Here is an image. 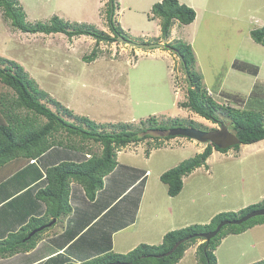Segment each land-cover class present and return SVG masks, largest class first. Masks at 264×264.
I'll use <instances>...</instances> for the list:
<instances>
[{"label":"rangeland","instance_id":"1","mask_svg":"<svg viewBox=\"0 0 264 264\" xmlns=\"http://www.w3.org/2000/svg\"><path fill=\"white\" fill-rule=\"evenodd\" d=\"M17 1L28 22H48L58 16L72 24L110 33L107 16L111 12L107 0ZM159 1L117 0L113 20L122 28L125 38L140 44L170 41L190 44L195 55V69L207 92L216 101L239 108L264 109V46L250 36L253 28L264 25V0H178L192 7L196 18L190 24L176 22L167 39L160 36V19L149 18L152 5ZM94 48L97 57L89 61L86 57ZM0 56L19 63L36 85L61 107L70 109L74 116L89 117L100 126L99 129L117 130L122 124L130 129L144 128L150 125L151 117L165 125L179 118L182 120L180 127L202 131L220 128L180 106L186 99V75L177 53L164 47H133L118 38L96 44L86 35L69 38L62 33H25L14 28L0 9ZM234 64L244 68H250L249 64L257 65V82L252 81L251 73L238 70ZM0 94L8 98L13 96V91L0 81ZM49 106L56 109L52 103ZM19 113L24 116L26 111ZM65 118L72 120L66 114ZM220 118L233 132L229 118L223 115ZM36 121V125H40L45 118L38 117ZM151 133L162 136L167 132ZM155 142L159 144L155 145ZM258 142L251 143L255 144L252 146L241 145L238 151L233 148L226 152L214 151L205 165L183 177L184 194L180 196V203L170 200L167 186L159 177L164 171L202 152L205 143L175 136L169 139L159 137L156 141L148 138L120 148L116 153L118 171H128V166L137 174L149 170L146 185L150 191L146 192V198L149 200L151 196L155 204L143 201L136 224L125 229V234L113 235V240L116 243L128 241V231H134L133 242H150L152 239L145 235L150 228L146 225L147 219L152 224L167 219L170 216L167 206L173 208L176 220L181 214L191 215L187 224L191 225L207 223L213 212H239L251 204L263 205L264 141ZM88 147L93 153L100 152L97 144L91 143ZM52 156L57 163L62 160L78 162L89 155L55 146L51 150ZM33 168L34 165L22 171ZM125 182L128 177L122 183ZM13 183L14 179L0 183V190L6 192ZM38 201L32 197L31 205L24 206L25 210L28 212L36 207ZM118 206L113 207L107 217L121 223L122 227H128V208L123 209V202ZM156 212L158 216L154 217ZM61 225L57 223L55 227L59 229ZM148 242L139 241L138 244H158ZM117 248L119 251L122 247ZM215 255L218 264H251L264 259V226H254L247 234H229L228 239L216 248ZM190 258L187 256L182 264H193Z\"/></svg>","mask_w":264,"mask_h":264},{"label":"trees","instance_id":"2","mask_svg":"<svg viewBox=\"0 0 264 264\" xmlns=\"http://www.w3.org/2000/svg\"><path fill=\"white\" fill-rule=\"evenodd\" d=\"M117 0H107L110 15L107 16L110 33L90 28L83 24L70 23L58 16H53L48 22H28L26 14L17 0H0L3 17L10 24L25 33L51 34L61 32L67 37L86 35L92 37L96 44L113 42L119 36L126 37L120 26L113 20V13ZM160 19L161 38L167 39L174 23L190 24L196 18L195 10L178 0H161L151 7L150 19ZM251 38L264 46V25L250 31ZM164 48L177 53L184 70L185 64L190 76L191 85L186 89V99L180 106L200 115L220 127L224 125L220 115L229 118L231 132L236 141L226 146H217L206 142L202 152L182 161L180 164L164 171L160 180L167 186L169 196L177 195L183 187V177L194 169L205 165L213 151L226 152L230 149L239 150L242 144H251L264 139V109H245L230 104H220L211 93L207 92L202 83V77L195 69V55L190 44L176 41L164 43ZM97 57L94 48L86 57L89 61ZM250 68L234 64L240 71L258 74L257 65L249 64ZM0 81L13 91V96L0 94V182L11 176L26 164L38 160L53 147H61L74 152L88 154L82 161H59L46 166V184L35 193V198L45 204L44 214L40 217L31 216L18 230L9 232L0 239V257H9L19 252L34 248L44 232L71 214L70 183L80 184L89 201L96 198L97 192L104 186V177L117 165V151L127 146L152 138H173L168 134L171 128L180 127L179 118L172 120L170 125L158 123L155 118H149L150 125L144 128L130 129L122 124L120 129L108 131L99 129V125L87 116H74L70 109L61 107L59 103L40 89L35 81L29 77L24 68L13 60L0 56ZM255 86L257 84L255 83ZM236 101L238 99L235 97ZM47 100V101H46ZM52 103L56 109L49 106ZM237 103V102H236ZM26 114L21 116L19 111ZM32 114L29 116L28 114ZM71 117L72 120L65 118ZM38 117L45 121L36 125ZM192 121H189V123ZM228 130V129H227ZM153 131H165L162 136ZM229 131V130H228ZM100 146L98 154L91 152L90 144ZM155 142V145H158ZM264 200V199H263ZM261 204H251L239 212L223 211L215 214L204 224H191L166 232L160 243H140L126 253L112 250L101 253L83 262H69L65 264H177L184 256L187 248L200 243L195 250L196 264H218L215 250L221 239L229 234H239L257 224H264V215L255 216L241 224L224 225L210 240L206 241L202 234L212 231L223 220L239 218L249 211L263 207ZM238 213V214H237ZM55 222L32 236L27 235L34 229ZM251 264H264V259Z\"/></svg>","mask_w":264,"mask_h":264},{"label":"crops","instance_id":"3","mask_svg":"<svg viewBox=\"0 0 264 264\" xmlns=\"http://www.w3.org/2000/svg\"><path fill=\"white\" fill-rule=\"evenodd\" d=\"M175 25L176 23H174L171 33L173 32ZM59 33L61 32L51 34ZM170 38L172 37L170 36ZM249 76L252 77L253 82H257L258 74H251ZM173 92L176 95L175 89H173ZM261 141L264 140L257 142L260 143ZM247 145L252 146L255 144ZM51 150L44 153L38 160L26 164L2 181L6 182L9 179H14V183L10 184L11 189L8 188L6 192L3 189L0 190V239L4 238L9 232L18 230L31 216L40 217L44 214L45 204L35 198V193L39 188L44 187L46 184V166L50 163H55L56 161L53 158L54 156L51 157ZM32 165H34L35 168L31 169V171H22ZM118 168L119 164L117 163L114 170L104 177V186L97 192L96 198L93 201H89L86 198L84 190L80 184L72 181L70 183L69 200L72 206V212L63 220V222H61V227L58 229L55 227L56 224L53 228L49 229V231L44 232L36 246L29 251L19 252L9 257H0V264L79 263L110 250L119 253L125 252L126 249L129 251L138 245L139 241L148 242L146 240L133 242L132 236L134 231H128L130 235L128 236V241L116 243L115 240H113V235L118 233L125 234V229L133 227L136 224L139 214L141 215L142 212L143 201H149L150 203H148L151 205L155 204V202L151 201V196H149V200L146 198V192L150 191L148 190L149 186L146 185L149 170L137 174V171H132V167L129 166L127 167L128 171L126 169H124L125 171H118ZM126 177H128V182L122 183ZM183 194L184 187H182L179 195L175 197L168 196L170 200H176L175 203H180V196ZM32 197L38 201V204L27 212L24 206L30 204L29 202ZM120 202H123V209L128 208V227H122L121 223H115L114 220H111V217H107V214L113 209V207H119L118 204ZM121 206L122 205H120V207ZM166 211H169L170 216L158 223L154 222L152 224V221L147 219L148 223H146V225L150 228L145 235L152 239L149 240L150 242L148 243H160L162 236L168 230L180 228L191 221V215L184 214H181L180 218L176 220L171 206H167ZM215 213L217 212H213L210 215V218ZM153 215L154 217H157L158 212ZM103 217H107V219H103V222H101ZM255 226H264V224H257ZM151 228L152 230H150ZM251 228H248L237 235L247 234L248 230ZM227 239L228 235L221 239L217 248H219L223 241ZM199 243L200 241L191 245L177 264H182L187 256H191L189 261L196 264L195 250ZM117 246L122 248L118 251Z\"/></svg>","mask_w":264,"mask_h":264},{"label":"water","instance_id":"4","mask_svg":"<svg viewBox=\"0 0 264 264\" xmlns=\"http://www.w3.org/2000/svg\"><path fill=\"white\" fill-rule=\"evenodd\" d=\"M118 40L127 43L128 45H131L133 47H146V48H153V47H164L163 43H149V44H140V43H136L133 42L131 40L126 39L123 36H119ZM180 57V56H179ZM180 59H182L180 57ZM184 65V73L186 75V78L188 80V84L191 85V81H190V76L188 74L187 68ZM168 134L173 135V136H184L190 139H194L197 140L199 142H209L212 144H215L217 146H226L228 144H232L233 142L236 141L235 136L228 131L224 126H221L218 129H212V130H208V131H202L199 129H195L193 127H176V128H171L168 130ZM264 215V206L254 209L252 211H249L248 213H246L245 215L233 219V220H229V221H221L214 230L212 231H208L202 234V237L205 238L206 241L210 240L211 238H213L218 232L219 230L226 224H241L255 216H262ZM55 222V219H53L52 221H50L47 225H43L40 226L34 230H32L27 237L32 236L35 232L42 230L43 228H45L46 226H50ZM107 264H113V263H107Z\"/></svg>","mask_w":264,"mask_h":264}]
</instances>
